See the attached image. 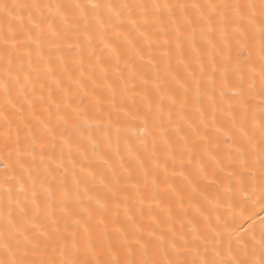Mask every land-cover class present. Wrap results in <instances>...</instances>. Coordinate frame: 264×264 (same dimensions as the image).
<instances>
[{"label": "snow or ice", "instance_id": "obj_1", "mask_svg": "<svg viewBox=\"0 0 264 264\" xmlns=\"http://www.w3.org/2000/svg\"><path fill=\"white\" fill-rule=\"evenodd\" d=\"M0 264H264V0H0Z\"/></svg>", "mask_w": 264, "mask_h": 264}]
</instances>
